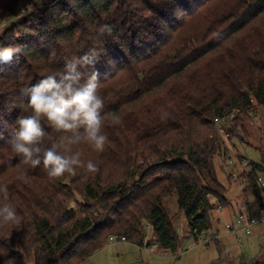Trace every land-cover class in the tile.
Segmentation results:
<instances>
[{
  "label": "trees",
  "instance_id": "trees-1",
  "mask_svg": "<svg viewBox=\"0 0 264 264\" xmlns=\"http://www.w3.org/2000/svg\"><path fill=\"white\" fill-rule=\"evenodd\" d=\"M19 16L0 34V47H23L0 63V185L20 217L0 226V264H85L110 236L143 246L145 225L177 254L164 202L174 192L195 239L210 230L212 212L230 205L214 166L227 151L214 119L235 113L230 140L242 139L244 116L264 105V0H0V28ZM90 48L100 53L88 67L100 73L108 141L103 152L70 146L98 172L53 179L7 143L28 114L20 89ZM253 164L264 170V158ZM250 190L263 204L255 174Z\"/></svg>",
  "mask_w": 264,
  "mask_h": 264
},
{
  "label": "clouds",
  "instance_id": "clouds-1",
  "mask_svg": "<svg viewBox=\"0 0 264 264\" xmlns=\"http://www.w3.org/2000/svg\"><path fill=\"white\" fill-rule=\"evenodd\" d=\"M100 34L111 32L101 25ZM23 47H0V63H11L13 56L22 53ZM100 53L90 48L82 56L65 60L64 69L51 72L35 84L20 89L26 98L21 105L26 115H18L7 140L13 153L33 169L43 168L50 178L77 175L78 169L87 173L99 171L97 164L82 159L81 151L70 146L86 143L96 152H103L108 137L104 132L105 101L100 95V73L94 64ZM113 125L120 123L113 116ZM55 134L62 135L57 139ZM15 206L10 202L7 185H0V226L19 224Z\"/></svg>",
  "mask_w": 264,
  "mask_h": 264
},
{
  "label": "rangeland",
  "instance_id": "rangeland-1",
  "mask_svg": "<svg viewBox=\"0 0 264 264\" xmlns=\"http://www.w3.org/2000/svg\"><path fill=\"white\" fill-rule=\"evenodd\" d=\"M49 1L52 0H34L39 7ZM20 19V16L9 19L10 21L0 28V34L5 27ZM228 125L231 123L229 122ZM243 125V138L237 136L232 138L230 141L233 149L225 151L223 155L214 159L218 179L226 188L225 196L230 201V205L223 206L221 212L218 209L212 212L213 227L209 231L198 240L195 239L187 225L184 212L178 206L177 192H174L165 198L164 202L180 235L181 249L177 254L157 247L152 226L145 225L143 246L128 241L108 240V244L97 250L85 264H242L250 263L255 258L264 260V223L254 224L250 234L243 231L238 235L232 234L226 228V225L236 218L231 216V212L237 215L242 210L255 213L261 212L263 208V204L258 201L252 190L249 193L244 191L247 181L241 176L243 171L228 165L227 154L232 153L241 161L244 158L237 153H243L248 160L246 167L261 162L264 158V105L252 115L244 116ZM224 146L226 149L225 144ZM232 172L237 176L232 177ZM213 231L231 234L220 237L221 244H219L217 239L212 238ZM239 238H242V245L239 243ZM207 239L209 242L206 241ZM25 264H32V261H26Z\"/></svg>",
  "mask_w": 264,
  "mask_h": 264
},
{
  "label": "built area",
  "instance_id": "built-area-1",
  "mask_svg": "<svg viewBox=\"0 0 264 264\" xmlns=\"http://www.w3.org/2000/svg\"><path fill=\"white\" fill-rule=\"evenodd\" d=\"M235 117V113H233L230 116L227 117H217L214 119V122L216 123L219 132L222 135V138L225 142L226 148L228 151L233 149L231 143H230V132L228 131V123ZM227 161L228 165H231L233 168H238L243 171L242 175L244 176L245 180L247 181L255 174V181L257 184L264 190V170L263 169H256L257 167L252 163L248 167V160L246 158L242 159L241 161L238 160L237 156L235 157L234 154L229 153L227 154ZM233 177H236L237 174L235 172L231 173ZM218 211L222 210V207L219 206ZM221 221V219H220ZM256 223H264V206L262 208L261 212H247L245 210H242L238 213L236 218L232 223H228L226 225V228L232 233V234H239L240 232H245L246 234H250L252 232V226ZM209 231V230H207ZM206 232V231H205ZM204 232V233H205ZM202 233V235L204 234ZM201 235V236H202ZM212 238L219 240L220 233L216 231L212 232ZM121 240H125L124 238H121ZM109 241H117V239L113 236L109 237ZM209 242V239L206 240ZM239 243L242 245V238H239Z\"/></svg>",
  "mask_w": 264,
  "mask_h": 264
},
{
  "label": "crops",
  "instance_id": "crops-1",
  "mask_svg": "<svg viewBox=\"0 0 264 264\" xmlns=\"http://www.w3.org/2000/svg\"><path fill=\"white\" fill-rule=\"evenodd\" d=\"M263 206H264V202H263ZM221 211H222V210H221ZM221 211H219V212H221ZM236 215H237V214H233V213L231 212V216H232V217H236ZM219 231H220V230H219ZM229 234H231V233H227V232H225L224 234L221 233V234H220V237L223 238V237H226V236L229 235ZM221 238H219V240H217L219 244H221V242H220V239H221Z\"/></svg>",
  "mask_w": 264,
  "mask_h": 264
}]
</instances>
